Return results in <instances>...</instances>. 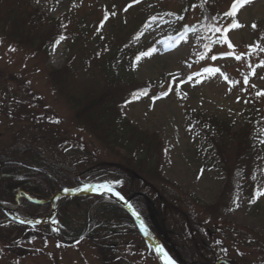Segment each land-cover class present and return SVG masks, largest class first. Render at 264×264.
Wrapping results in <instances>:
<instances>
[{
    "label": "trees",
    "instance_id": "1",
    "mask_svg": "<svg viewBox=\"0 0 264 264\" xmlns=\"http://www.w3.org/2000/svg\"><path fill=\"white\" fill-rule=\"evenodd\" d=\"M220 1L178 0L176 8L163 4L164 8L157 13L159 16H152L150 22L144 21L140 26L112 23L109 39L98 32L92 36L94 48L89 49L90 41L84 39L90 33L78 28L77 32L69 31L72 35H68L69 32L64 30V21L70 17L68 13L52 19L33 8L31 0H0V40L33 56H47L55 37L64 34L70 39L69 49L78 44L85 49L81 67L75 69L77 56L75 52H69L59 69L46 68V77L72 110L78 127L115 157L107 163L90 153L72 159L62 149L60 137L54 139L59 135L58 123L54 121H60L54 110L26 80H22V76L0 68V116L26 122L33 129L31 132L23 126L12 133L7 147H0V199L14 203L19 189L30 191L39 198H48L63 188L107 182L130 201L148 228L181 264H264V240L252 231L234 228L219 213L233 191L231 181L236 171L246 197L253 196L250 178L261 168L264 155L262 144L257 142L252 131L258 123H264V105L256 117L250 116L235 132L227 120L214 117L206 120L200 116L202 124L206 122L216 131L215 155L218 169L224 176L213 204L203 203L188 192L178 191L161 174V162L152 160L154 153H160L154 149L156 144H160L158 136L133 126L118 108L126 98L138 94L141 89H152L150 83L138 82L127 71L137 56L150 53L152 47H164L161 40L171 42L168 41L171 30L166 27L160 29L162 24L166 22L175 30L169 20H181L186 7L194 5L202 17L196 24L198 33L202 35L212 24L213 12L217 9L215 5ZM236 6L234 4L231 11ZM151 29H155L152 36L141 42ZM80 37L83 38L81 43L77 41ZM198 39L202 40L203 36ZM116 66L121 67L120 74L116 72ZM83 76L90 78L86 79L89 85L82 81ZM45 134H50V139ZM81 204L83 207L79 214L84 222L90 223L87 231L81 223L74 222L71 212L78 211ZM49 208V204H34L25 199L21 202V211L29 217L44 216ZM54 220L47 225L30 227L7 219L0 211V255L8 256L9 264H14L11 259L28 256V249L36 240L71 242L83 235L101 264H125L116 256L112 244L131 242L136 250L140 246L141 239L129 215L107 198L71 199L59 208ZM227 234H233L237 246L247 248L249 253L242 250V255L236 250L240 260L228 261ZM251 248L255 251H249ZM246 255L253 257L245 260Z\"/></svg>",
    "mask_w": 264,
    "mask_h": 264
},
{
    "label": "rangeland",
    "instance_id": "2",
    "mask_svg": "<svg viewBox=\"0 0 264 264\" xmlns=\"http://www.w3.org/2000/svg\"><path fill=\"white\" fill-rule=\"evenodd\" d=\"M86 2L81 11L72 12L75 16L73 15L71 28L69 27L71 31L75 32L76 28L82 31L89 30V32L93 29H101L103 33L109 35L112 23L123 25V21H128V25H132L142 20L147 9L143 5L149 0H140L127 12L123 9L131 0H86ZM70 4V0L33 1V6L50 18L62 16L68 11ZM104 9L109 14L115 11L116 15L111 18L103 17L99 22L97 20ZM225 10L224 5L220 11L225 13ZM81 19L84 21L81 22ZM236 19L241 26L231 30H228L230 27L227 28V37L233 47H241L246 57L247 49L256 46L258 38H262L260 42H257L258 48L264 45L263 34H261L264 31V0H253L242 6L236 13ZM253 24L256 25L255 28H252ZM186 34V40L164 52L156 53L149 59H141L134 69V76L139 81L163 80L161 87L166 86L169 92L156 100H151L149 95L143 93L139 95V98L122 104L121 110L133 126L158 136L160 144H156L154 149L156 148L155 150L160 153H154L152 160L161 162V174L178 191L188 192L203 203L213 204L223 184V176L214 166L216 164L212 150L214 142L205 139V133L189 120L188 114L192 111L218 119L225 118L232 122L234 130H238L252 109L237 77L241 70L248 68L249 83L257 90L264 91V78H262L264 68L257 67L260 63L255 62L262 55L254 53V56L244 60L241 66L236 65L235 56L217 58L216 65L211 69L219 71L205 70L200 74H194L199 68L192 62L194 60L191 54L192 34L189 31H186ZM89 41H91L89 49L94 48L95 42ZM81 46L80 44L72 46L71 50L68 43L58 38L49 52L48 59L44 60V55L33 56L28 51L0 41V68L19 76L22 74V80H27L26 83L31 89L54 110L56 116L61 119L57 125L59 135L54 139L60 137L64 143L63 148L72 159L81 158L90 153L103 163H107L115 158L114 154L78 127L72 116V110L63 96L55 92L46 77V66L56 69L61 67L69 52H75L77 56L74 61L75 69L81 67L80 63L84 59L82 54L85 50ZM235 48L226 50L239 54L240 49L234 50ZM253 68L256 75H253ZM87 78L90 80L88 76H83L82 81H87L86 84L89 85ZM261 98L264 100V96ZM27 125L26 122H17L1 116L0 147H7L12 139V133L23 126L25 130L32 132L33 129ZM260 131L259 128L257 132L260 133ZM208 134L213 141L217 140L214 132L210 131ZM49 135L45 134L46 138L50 139ZM253 181L255 182L254 203L243 194V188L235 177L231 197L227 205L220 208L219 213L229 225L252 231L264 240V198H256V193L264 190V163L263 168L255 172ZM226 238L229 240H227L228 261L239 259L236 250H239L242 255H244L242 250L247 252V248L240 249L237 246L233 234H227ZM43 243H37L36 247L47 255L44 256L40 251L34 252L31 249L26 257H14L19 260L17 264H101L90 244L85 241L80 243L78 250L74 247L57 248L53 242ZM118 251L123 257V262L127 261L128 264H161L158 258L154 254L151 255L148 250L135 251L131 245L123 244ZM249 251L255 250L251 248ZM252 257L246 255L245 260ZM0 264H9V257L5 256L0 260Z\"/></svg>",
    "mask_w": 264,
    "mask_h": 264
},
{
    "label": "snow or ice",
    "instance_id": "3",
    "mask_svg": "<svg viewBox=\"0 0 264 264\" xmlns=\"http://www.w3.org/2000/svg\"><path fill=\"white\" fill-rule=\"evenodd\" d=\"M139 2H140V0H131V2H130V3H129V4H128L123 10H124L125 12H127L131 7H133L134 4H138ZM236 3L239 4V0H236ZM235 12H236V8H233V10H232L231 12H227V13H225V15L233 16V15H235ZM110 15H111V16H115V15H116V12H115V11H111ZM240 26H241V25H239L237 22L233 21V22L231 23L230 28H229L228 30L235 29V28H239ZM101 27H103V24H101ZM252 27L255 28L256 25L253 24ZM216 31L219 32V33H222V35H221V37H220L221 42L227 43V44H228V47H229V48H232L233 45H232L231 42L228 40V37H227V31L224 30V29H221V28H219V27L216 28ZM261 50L264 51V49H261ZM149 55H151V53H149V52L142 53L140 56H137V57L135 58V59H136V62L139 63L143 57H145V56H149ZM211 58H212V59H216L215 56H212ZM235 58H236L237 60H239V59H241V56L237 55ZM257 67L264 68V61H262L259 65H257ZM206 71H207V72H216V71H219V70H218V69H211V68H209V69H206ZM252 72H253V75H256L255 68L252 69ZM262 78H264V77H262ZM244 82H245V83L248 82V77H247V76L244 77ZM232 83H237V82H232ZM145 94H146V93H145ZM258 95H262V96H264V91L259 92ZM137 98H139V96H137ZM54 122H55V123H59V120L54 121ZM99 188H100V189H104L105 191H109V192L112 191V188H111L109 185H99ZM85 190H98V189H97V188H93L92 185H86V186H85ZM64 191H65V192H69V191H74V190H73V189H65ZM76 191H78V189H77ZM114 194H115L116 196L120 197L121 199L123 198V197L120 196V193H119V192H116V193H114ZM256 198H257V199H259V198H264V190L257 192V193H256ZM250 202H253V203H254L255 200H251ZM134 214H135V213H134ZM141 228H142V229L144 228L143 223H141ZM144 231H145V234H147V230L144 229ZM217 243H219V241H218ZM156 250H157V252H159V253H163V249L160 248L159 246H157ZM164 255H165V258H166V260H167V264H171L170 259H167L166 254H164Z\"/></svg>",
    "mask_w": 264,
    "mask_h": 264
},
{
    "label": "water",
    "instance_id": "4",
    "mask_svg": "<svg viewBox=\"0 0 264 264\" xmlns=\"http://www.w3.org/2000/svg\"><path fill=\"white\" fill-rule=\"evenodd\" d=\"M93 188H97L98 190H81V191H78V192H72V191H69V192H65V191H63V192H61L60 194H64V195H67V196H77V195H79V194H92L94 191H101V193H111V194H113L114 196H116L114 193H116V191L115 190H112L111 192H109V191H105L104 189H100L99 188V186H95V187H93ZM124 205V207L128 210V212H129V214L132 216V218H133V220L135 221V223H136V225H137V227H138V229H139V231H140V233H141V235L143 236V238L156 250V248H157V246H159V245H157L155 242H153L148 236H147V234H145V231H144V229H146L145 228V226H144V224H143V226H144V228L142 229L141 228V223H142V221H141V219L138 217V215L136 214V212L134 211V209L122 198H120V197H118V196H116ZM51 200V199H50ZM0 208L4 211V212H7L9 209L8 208H6V207H4L3 206V204L1 203V201H0ZM135 213V214H134ZM160 247V246H159ZM161 248V247H160ZM163 249V248H162ZM157 251V250H156ZM158 254L163 258V260L165 261V263L167 264V260H166V258H165V255L164 254H166V257H167V259H170V261H171V264H174V262L171 260V258H170V256L167 254V252L166 251H164L163 250V253H159L158 252Z\"/></svg>",
    "mask_w": 264,
    "mask_h": 264
},
{
    "label": "bare ground",
    "instance_id": "5",
    "mask_svg": "<svg viewBox=\"0 0 264 264\" xmlns=\"http://www.w3.org/2000/svg\"><path fill=\"white\" fill-rule=\"evenodd\" d=\"M56 38V37H55Z\"/></svg>",
    "mask_w": 264,
    "mask_h": 264
}]
</instances>
